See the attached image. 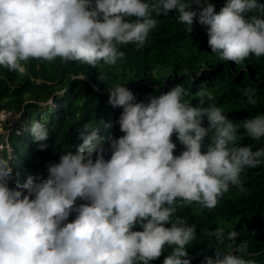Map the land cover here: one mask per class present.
Wrapping results in <instances>:
<instances>
[{"label": "clouds", "instance_id": "1", "mask_svg": "<svg viewBox=\"0 0 264 264\" xmlns=\"http://www.w3.org/2000/svg\"><path fill=\"white\" fill-rule=\"evenodd\" d=\"M173 11L188 34L197 18L207 26L208 46L221 61L264 57L259 0H225L219 12L211 0H0V66L24 74V62L32 59L115 65L126 58L123 46L145 47L158 26L154 16ZM127 87L107 89L110 106L122 109L117 123L124 135L108 137L105 147L101 126L85 124L76 151L50 163L46 178L30 175L9 187L13 149L7 134L15 128L21 133L25 124L0 138L9 154L0 157V264H149L166 245L172 250L162 264H191L186 246L196 239V226L177 209H214L230 186L245 190L242 173L264 164V148L254 151L237 138L241 129L252 140L264 138V114L234 123L207 89L196 93L194 106L179 84L147 102H137ZM245 95L248 104L257 103L254 90ZM27 131L40 150L47 147L46 124L32 122ZM173 134L183 145L179 155ZM72 213L75 219L67 222ZM137 225L142 230H134ZM204 234L232 243L231 251L204 255L202 264H257L243 258L248 243L236 245L235 230Z\"/></svg>", "mask_w": 264, "mask_h": 264}, {"label": "trees", "instance_id": "2", "mask_svg": "<svg viewBox=\"0 0 264 264\" xmlns=\"http://www.w3.org/2000/svg\"><path fill=\"white\" fill-rule=\"evenodd\" d=\"M211 2L219 12L225 0ZM259 2L264 3V0ZM193 10H196L195 5ZM154 18L158 26L150 32L145 47L137 51L133 44L123 46L121 50L125 51L126 58L115 65L101 61L92 68L78 61L64 63L60 58L53 62L32 59L24 62V74L0 66V112L21 113L20 123L25 124L21 133L17 134L15 128L7 134V143L13 149L10 161L13 179L9 187L22 185L30 175L46 178L50 163L58 162L60 155L68 150L76 151L81 143L79 130L85 124L101 126L105 147L108 137L124 135L117 123L122 109H113L108 103L107 89L117 84L129 85L127 88L136 95L137 102H147L149 96H158L179 84L194 106L198 103L196 93L204 88L213 94L211 102L234 123L264 114V57L250 56L241 64L221 61L211 52L207 26L200 24L198 18L190 34L187 26L178 22L174 11ZM248 89L254 90L255 105L247 103L245 92ZM60 92L62 94L54 95ZM49 99L54 100L53 106L41 105ZM35 121L46 124L49 129V139L42 142L47 145L44 150L39 149L27 131ZM102 122L111 126L105 129ZM203 126L208 127L206 120ZM237 138L242 145H251L254 151L264 148V138L252 140L243 129ZM172 139L177 145L174 155H179L183 145L175 134ZM0 157L9 158L5 148L0 150ZM109 157L110 152H107L105 158ZM241 180L245 190L241 192L236 186H230L212 210L195 204L177 209V216L196 226V239L186 246L191 264H202L204 255L212 256L217 248L231 251V241L225 239L219 243L215 237L204 234L205 229L216 227H223L226 232L235 230L238 233L235 244L248 243L249 254L243 258L264 264V164L247 169L241 174ZM82 203L86 201H77L78 205ZM75 216L72 213L67 222ZM134 230L142 229L137 225ZM171 250L166 245L160 258L149 264H162Z\"/></svg>", "mask_w": 264, "mask_h": 264}, {"label": "rangeland", "instance_id": "3", "mask_svg": "<svg viewBox=\"0 0 264 264\" xmlns=\"http://www.w3.org/2000/svg\"><path fill=\"white\" fill-rule=\"evenodd\" d=\"M58 94H62V92L56 93L54 95L57 96ZM53 103H54V100L49 99L46 102H42L41 105L42 106H45L46 104H48V105H52L53 106ZM13 115H15L13 112H9V113L8 112H5V122L0 123V130H1L0 131V138L2 136L6 135L14 127H17L18 128L19 125L21 127H24L23 124H20V118L17 116V118L13 119Z\"/></svg>", "mask_w": 264, "mask_h": 264}, {"label": "bare ground", "instance_id": "4", "mask_svg": "<svg viewBox=\"0 0 264 264\" xmlns=\"http://www.w3.org/2000/svg\"><path fill=\"white\" fill-rule=\"evenodd\" d=\"M13 119H15V116H13ZM1 121L5 122V112H1Z\"/></svg>", "mask_w": 264, "mask_h": 264}]
</instances>
